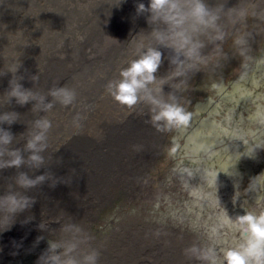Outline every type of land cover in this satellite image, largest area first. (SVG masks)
<instances>
[{"label": "rangeland", "instance_id": "obj_1", "mask_svg": "<svg viewBox=\"0 0 264 264\" xmlns=\"http://www.w3.org/2000/svg\"><path fill=\"white\" fill-rule=\"evenodd\" d=\"M202 2L217 19L191 33L202 45L198 56L177 57L174 51L168 62L162 59L158 80L141 93L184 107L191 113L188 125L158 130L165 122H153L160 109L148 99L126 116L117 114L116 126L126 121L127 130L140 126L145 135L153 134L152 153H143L137 172L135 164L112 183L108 201L90 205L95 221L89 233L71 229L86 235L76 244L78 252L56 235L57 220L42 219L17 225L27 239L1 243L0 264H67L70 259L90 264L86 257L93 252L99 254L95 264H226L224 253L244 243L237 218L264 212V169L257 168L264 164V0ZM36 4L44 10V3ZM157 28L169 31L154 19L150 47L164 50ZM200 254L208 258L199 259Z\"/></svg>", "mask_w": 264, "mask_h": 264}, {"label": "bare ground", "instance_id": "obj_2", "mask_svg": "<svg viewBox=\"0 0 264 264\" xmlns=\"http://www.w3.org/2000/svg\"><path fill=\"white\" fill-rule=\"evenodd\" d=\"M36 1L0 0V138L11 136L8 144L0 140V244L27 239L17 225L49 219L58 221L56 235L78 252L76 244L86 237L80 233H89L95 221L90 205L108 201L112 183L135 164L137 172L143 153H152L151 132L145 135L140 126L127 130L126 121L115 125L117 114L126 116L129 108L106 87L150 48L154 19L137 12L149 0H40L44 10ZM158 50L167 62L174 52ZM61 88L74 92L71 103L52 94ZM16 91L27 101L21 103ZM43 121L50 127H41ZM37 135L42 139L29 148ZM16 155L21 164L5 166ZM149 159L146 168L152 154ZM22 178L34 183L25 186ZM11 197L28 205L13 210Z\"/></svg>", "mask_w": 264, "mask_h": 264}, {"label": "clouds", "instance_id": "obj_3", "mask_svg": "<svg viewBox=\"0 0 264 264\" xmlns=\"http://www.w3.org/2000/svg\"><path fill=\"white\" fill-rule=\"evenodd\" d=\"M137 12H149L152 19H160L167 24L169 31L167 33H158L157 38L165 47L173 48L177 57L183 54L188 58L198 56L199 48L202 46L199 42L193 41L191 33L197 31L199 26H213L217 19L202 0H149L147 6L143 3L138 4ZM161 63V51L156 48H148L139 58L132 60L127 68L121 69L118 81L108 82L106 91L120 105L129 109L137 105L141 99H148L153 104L159 105L160 110L153 115L152 119L153 122L164 121L165 127L160 128L157 125V128L160 131H166L172 127L188 125L191 113L180 105L161 104L150 96H141V93L146 91L147 86L155 82V73ZM14 94L20 97L21 103L27 101V96L23 93L16 91ZM52 94L60 97L61 102L65 105L71 103L75 98L74 92L64 88L55 90ZM41 127L47 129L50 127V122L43 121ZM41 139L42 136L37 135L34 141H29L28 147L35 149L36 142ZM0 140L8 144L11 141V136L6 133ZM31 159L40 160V157L33 155ZM21 162V157L16 155L5 166L18 167ZM21 182L25 186H30L34 183V181L26 178H22ZM10 202L13 210L28 205L26 199L21 202L11 197ZM237 221L246 234L245 241L238 248H230L224 253L226 264H264V212L259 215L247 212L239 216ZM190 251L193 254L197 253L195 246ZM98 255V253L93 252L86 257V260L90 264H95ZM198 258L207 259L208 257L206 254H200ZM52 259L55 261L58 260V257H53ZM67 264H75V261L70 259Z\"/></svg>", "mask_w": 264, "mask_h": 264}, {"label": "trees", "instance_id": "obj_4", "mask_svg": "<svg viewBox=\"0 0 264 264\" xmlns=\"http://www.w3.org/2000/svg\"><path fill=\"white\" fill-rule=\"evenodd\" d=\"M260 155H261V154H260ZM241 161H242V160H241ZM259 165H261V166H260L261 169H262V168L264 169V164L258 162V167H257L258 170H259ZM240 170H241L240 174L245 172L247 176H252V174H250L249 172H247V169H245V170L240 169ZM242 171H243V172H242ZM259 171H260V170H259ZM259 171H257V173H256L257 175L260 174ZM257 175H254V178H253L254 181H258V180H259V179L256 177ZM249 193H250V192H247V195H248V196H249ZM251 195H252L253 197L256 198V196H255V194H254L253 192H251ZM240 199H242V201H245L246 197H245V196L243 197V196L241 195V198H240ZM219 233H222L221 235L224 234L223 231H220ZM218 245H219V244H216V245L213 247V250H214V249H217V248H218V247H217ZM238 247H239V246H237V247H235V248H238Z\"/></svg>", "mask_w": 264, "mask_h": 264}]
</instances>
